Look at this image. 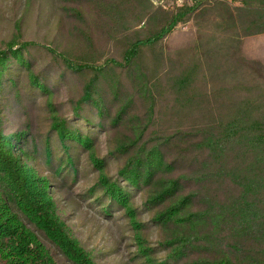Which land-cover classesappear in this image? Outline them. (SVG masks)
I'll return each mask as SVG.
<instances>
[{"label":"trees","instance_id":"1","mask_svg":"<svg viewBox=\"0 0 264 264\" xmlns=\"http://www.w3.org/2000/svg\"><path fill=\"white\" fill-rule=\"evenodd\" d=\"M37 1L0 18V264H264V0H41L44 43Z\"/></svg>","mask_w":264,"mask_h":264},{"label":"rangeland","instance_id":"2","mask_svg":"<svg viewBox=\"0 0 264 264\" xmlns=\"http://www.w3.org/2000/svg\"><path fill=\"white\" fill-rule=\"evenodd\" d=\"M15 4L14 0H0V18H13L14 12L16 13V11H14ZM40 5H42L41 0L37 1L35 4V10L31 12L30 24L32 30L28 33V37L31 39L36 38L44 43V39L48 36V33L52 32L47 31L46 25L40 21L39 16L37 15L38 7ZM153 7L155 6L153 5ZM193 31L194 28L191 24L179 25L173 34L166 40V47L171 50L186 43L193 38ZM4 33H6V30L0 23V35H3ZM49 39L53 40V35H50ZM245 53L250 58L264 59V35L246 39ZM91 214L92 213H89L84 209L78 212L77 217L81 220L80 222L84 224L82 231L85 232L86 237L90 238L89 241L98 247L110 246L112 241H114L113 232L116 230L115 226L110 223H101L100 220L95 221V218H93Z\"/></svg>","mask_w":264,"mask_h":264},{"label":"built area","instance_id":"3","mask_svg":"<svg viewBox=\"0 0 264 264\" xmlns=\"http://www.w3.org/2000/svg\"><path fill=\"white\" fill-rule=\"evenodd\" d=\"M157 8L175 10L181 7H199L211 0H149Z\"/></svg>","mask_w":264,"mask_h":264}]
</instances>
